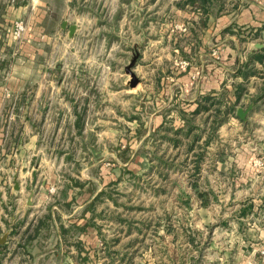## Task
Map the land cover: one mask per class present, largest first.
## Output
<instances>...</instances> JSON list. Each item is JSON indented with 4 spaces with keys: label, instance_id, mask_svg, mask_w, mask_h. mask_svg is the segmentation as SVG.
<instances>
[{
    "label": "rangeland",
    "instance_id": "obj_1",
    "mask_svg": "<svg viewBox=\"0 0 264 264\" xmlns=\"http://www.w3.org/2000/svg\"><path fill=\"white\" fill-rule=\"evenodd\" d=\"M107 3L109 48L96 40L92 48L73 44L78 54L47 57V67L57 71L47 80L59 81L62 71L64 88L46 96H62L63 104L47 107L50 118L24 154L30 167L39 165L30 188L44 195L32 192L28 212L18 196L11 204L15 252L33 263L38 249L45 264H264V100L244 97L240 106L252 108L241 122L221 95L203 99L206 108L197 113L181 112L176 82L179 91L193 93L195 74H188L185 83L193 84L185 89L179 79L186 74L167 73L211 61L203 48L182 56L200 36L213 57L231 50L243 57L252 38L264 45V25L249 40L252 30L241 25L212 40L219 11L232 17L256 4L261 17L264 0H211L204 12L189 0ZM201 16L206 28L189 33L183 22ZM134 51L138 82L131 87L125 66ZM218 61L228 68L226 58ZM177 113L192 115L184 122L189 131L173 129ZM157 114L169 115L165 129L153 128ZM55 243L61 250L53 253ZM27 246H35L32 257Z\"/></svg>",
    "mask_w": 264,
    "mask_h": 264
},
{
    "label": "crops",
    "instance_id": "obj_2",
    "mask_svg": "<svg viewBox=\"0 0 264 264\" xmlns=\"http://www.w3.org/2000/svg\"><path fill=\"white\" fill-rule=\"evenodd\" d=\"M107 5V0H0V236L6 235L4 242L0 243V264H45L40 259L42 253L38 252V249H36L38 256L34 258L33 263H31V259L27 261L18 250L15 252L17 241L16 230L13 226L15 210H12L10 206L18 196L27 204L25 212H28L32 200L31 195L35 191L30 188V183L33 180L31 172L36 171L39 165L30 167L24 161V154L30 152L32 147L30 139L39 136L38 128L50 118L47 107L51 104L54 106L59 104L61 107L63 104L62 96L59 99L53 97L50 101L46 96L47 90L54 91L53 93L57 95L64 88L63 82L60 81L62 71L58 77L59 81L47 80V77H53L57 72L47 67V57L54 54L58 59H62L64 55L78 54L80 50L74 49L73 44L80 47V44L84 43L92 48L96 40H100L102 46L109 48L111 16ZM258 8L256 4L244 5L237 8L232 17L222 15L223 13L219 11L214 17L215 27L213 28L218 30V34H213L212 40L218 43L221 39L220 33L222 36L223 30L231 25L248 27L252 31L247 35L248 37L246 36V39H251L253 33H256L253 31H257L258 27L264 25V15L260 17ZM207 9L208 6L203 12ZM16 19H22L25 24L20 40H16L13 36ZM202 20V16L189 20L191 23L185 20L183 25L189 33H192L195 27L206 28ZM70 25L74 26L71 35L68 29ZM231 35L235 36H231L233 40L239 37L238 33ZM186 37L188 38V36ZM194 37L196 38V36ZM252 39L253 47L249 46L243 57L238 53H232V50L225 51L227 53L224 55L220 51L219 57L209 56L210 48L208 49V46L202 44L201 36L198 37L196 43L189 42L188 49H182V56L188 59L192 51L197 49L200 51L203 48L205 49L203 55L208 54V58L211 60L209 63L212 65L200 63L197 68L195 67V70H191L188 63L177 72L174 71V66L167 67L168 74H186L183 81L179 79L185 89H189L193 84V82L185 83L188 74H195L193 93H190V90L184 92V89L179 91V83L176 82V91L183 96L181 107L176 106V109L178 108L181 112H192L196 107L202 105L203 97L206 95H210V99L214 98L213 95H221L219 101L222 100V96H226L224 104L233 105L236 108L241 107L240 103L244 97L250 98L259 95V99L264 100V92L261 91L262 85H264V68L262 66L264 45L262 44L261 48H254L258 40ZM59 48L62 50L59 51ZM222 57L228 60V68L223 69V65L218 61ZM217 63L221 65L223 76L215 73L216 67H218ZM160 72V70H156L157 74ZM206 82H209V85H206ZM221 90L227 91L229 96L223 94ZM250 105L252 106V103H249L248 107ZM54 115L56 116L55 113ZM168 117L169 115H155L151 119L154 122L153 128L165 129ZM190 117H192L190 114L189 116L175 115L173 119H170L173 129H181L184 126L183 131H189L191 127L187 129L184 122L188 123L191 120ZM241 121L243 120L239 122ZM261 122H264V118ZM19 160L20 166L17 167L16 163ZM242 165L246 166L245 163ZM217 168L219 169V167ZM15 181L18 182V190L14 189ZM41 184L48 185L45 181H42ZM39 192L40 189L33 193L44 195ZM252 196L249 195V197ZM40 197L42 198V196ZM13 206L15 207V205ZM18 245L21 246L22 243H18ZM58 246L59 244L55 243L51 252L54 253ZM34 247L27 246L25 248L29 255ZM54 255L57 257L58 253ZM30 257L32 256L30 255Z\"/></svg>",
    "mask_w": 264,
    "mask_h": 264
},
{
    "label": "water",
    "instance_id": "obj_3",
    "mask_svg": "<svg viewBox=\"0 0 264 264\" xmlns=\"http://www.w3.org/2000/svg\"><path fill=\"white\" fill-rule=\"evenodd\" d=\"M68 29H69V34L71 35L73 33L74 26L70 25L68 27ZM261 46H262L261 44H256V47H261ZM137 58H138V52L134 51V53L130 57L129 63L125 66L126 72L129 73V75L131 76V79L129 81V86H131V87L135 86L138 82L137 77L134 75V73L132 72V69H131L135 65ZM251 108H252L251 105L247 109H243L242 107H238L236 110V114L241 120H244L246 118L247 112ZM14 189H16V190L19 189V185H18L17 181H15ZM5 238H6L5 234L1 235L0 236V243H3Z\"/></svg>",
    "mask_w": 264,
    "mask_h": 264
},
{
    "label": "built area",
    "instance_id": "obj_4",
    "mask_svg": "<svg viewBox=\"0 0 264 264\" xmlns=\"http://www.w3.org/2000/svg\"><path fill=\"white\" fill-rule=\"evenodd\" d=\"M25 29V24L22 19L14 21L13 36L16 40H20Z\"/></svg>",
    "mask_w": 264,
    "mask_h": 264
},
{
    "label": "trees",
    "instance_id": "obj_5",
    "mask_svg": "<svg viewBox=\"0 0 264 264\" xmlns=\"http://www.w3.org/2000/svg\"><path fill=\"white\" fill-rule=\"evenodd\" d=\"M190 2H192L193 4H198L199 7H202L203 9H206V7L208 6L209 2H211V0H189ZM198 7V8H199ZM204 99H210V95H206L203 97ZM200 108H206V107H203L202 105H199L198 107H196L192 113H197L199 112V109ZM177 132V131H176ZM174 142L176 143V140H174Z\"/></svg>",
    "mask_w": 264,
    "mask_h": 264
}]
</instances>
